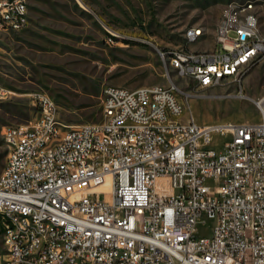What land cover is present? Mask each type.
<instances>
[{"label":"built area","instance_id":"built-area-1","mask_svg":"<svg viewBox=\"0 0 264 264\" xmlns=\"http://www.w3.org/2000/svg\"><path fill=\"white\" fill-rule=\"evenodd\" d=\"M250 9L226 7L210 52L159 49V59L197 90L230 78L243 97V80L264 61ZM28 11V0H0V41L28 26ZM195 36L186 29V43ZM117 37L126 36L104 41ZM179 93L171 82L104 86L101 122L74 128L47 94H33L35 120L2 132L11 142L0 173V264H264V97L254 102L258 123L199 125L181 119ZM18 214L32 225H18ZM4 222L15 234L1 237Z\"/></svg>","mask_w":264,"mask_h":264},{"label":"rangeland","instance_id":"rangeland-1","mask_svg":"<svg viewBox=\"0 0 264 264\" xmlns=\"http://www.w3.org/2000/svg\"><path fill=\"white\" fill-rule=\"evenodd\" d=\"M232 3L237 8L252 4L264 34V0H28L29 24L19 33L46 24L68 35L57 34L59 40L72 37L75 50L0 51V86L6 92L0 95V173L7 154L2 132L7 126L35 120V93L47 94L57 106L59 120L72 128L101 122L104 86L132 90L170 82L180 92L183 121L258 123L261 117L254 102L264 97V61L243 80L241 97L237 84L197 90L157 55L159 49L210 51L213 30ZM196 27L203 30V36L194 44L186 43V29ZM108 32L126 37L109 46L104 41ZM17 34L7 35L1 45L8 49ZM124 41L139 45L126 46ZM228 140L215 138L221 145Z\"/></svg>","mask_w":264,"mask_h":264},{"label":"crops","instance_id":"crops-1","mask_svg":"<svg viewBox=\"0 0 264 264\" xmlns=\"http://www.w3.org/2000/svg\"><path fill=\"white\" fill-rule=\"evenodd\" d=\"M57 34L67 36L65 34L57 33L55 29L43 24L42 26H32L24 33H18L9 43L8 49L1 45L2 40L6 36L1 37L0 47L1 51H74V40L72 37L66 40H59ZM70 37V36H69ZM60 46L63 48L61 49ZM189 50H191L189 48Z\"/></svg>","mask_w":264,"mask_h":264},{"label":"bare ground","instance_id":"bare-ground-1","mask_svg":"<svg viewBox=\"0 0 264 264\" xmlns=\"http://www.w3.org/2000/svg\"><path fill=\"white\" fill-rule=\"evenodd\" d=\"M252 4H247L241 8H251ZM247 17H256L254 9L247 10ZM188 30H195V42L203 36L201 28H189ZM119 39V37H117ZM210 52V51H206ZM194 55H202L201 52L194 51ZM244 67H251V60H244ZM230 78H220V86L229 84ZM5 142H11V134H3ZM18 225H32L31 214H18ZM49 230H57L56 222H49ZM8 234H15V224L12 222H4V227H1V237H8ZM13 243H22V236H13ZM2 260V253L0 252V261Z\"/></svg>","mask_w":264,"mask_h":264},{"label":"trees","instance_id":"trees-1","mask_svg":"<svg viewBox=\"0 0 264 264\" xmlns=\"http://www.w3.org/2000/svg\"><path fill=\"white\" fill-rule=\"evenodd\" d=\"M124 43L128 45H139L138 43L131 42V41H124Z\"/></svg>","mask_w":264,"mask_h":264}]
</instances>
